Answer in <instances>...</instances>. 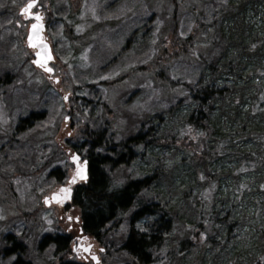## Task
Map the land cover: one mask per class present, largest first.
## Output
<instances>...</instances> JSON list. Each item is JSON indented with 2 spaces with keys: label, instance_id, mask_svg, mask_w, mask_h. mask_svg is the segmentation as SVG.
Returning a JSON list of instances; mask_svg holds the SVG:
<instances>
[{
  "label": "trees",
  "instance_id": "1",
  "mask_svg": "<svg viewBox=\"0 0 264 264\" xmlns=\"http://www.w3.org/2000/svg\"><path fill=\"white\" fill-rule=\"evenodd\" d=\"M180 1L170 0L169 25L163 29L161 42L157 46L148 43L146 54L134 53L135 58L127 63L128 75L149 71L159 87L176 95L162 117L152 116V120H158L157 124L132 114L126 108V100L112 110L102 95L108 84L85 79L82 76L88 67L70 62L75 76L73 81H65L70 96L73 102L80 100L89 109L87 120L77 119L79 137L73 144L88 167L87 182L76 190L82 231L94 237L106 236L105 230L111 223H117L130 206L131 231L121 247L122 253H118L120 264L124 260L151 264L160 247L167 243L165 234L171 229L177 211L194 215L196 222L192 226L182 222L180 234L170 238V262L178 260L185 264L191 247L197 254L194 263L189 264H206L207 252L216 257L217 263L226 257L224 264H264V87L258 92L264 85V0H215L213 6L209 2L207 18L197 24L204 37L200 41L194 36L190 42L184 30L178 33L179 20L189 19L188 23L191 20L196 24L198 12H188L179 19L178 9L186 6ZM256 9L258 25L252 22L248 25L247 12ZM6 22L12 24L11 19ZM69 38L74 44L79 40ZM194 46L207 47L209 55L198 53ZM182 54L186 62L195 60L200 67L201 73L191 81H174L169 76H174L175 69L172 73L168 63ZM56 55L60 57L58 51ZM152 56L151 67L148 61ZM138 59H144V63H137ZM251 76H258L261 81L254 83ZM246 96L251 105L243 111ZM76 113L77 110L73 119ZM121 116L128 133L118 132ZM35 117L33 113L20 120L24 125L18 127L19 136L33 132ZM131 120L139 124L133 130L129 126ZM155 149L157 153L153 152ZM159 151L178 160V166L159 165ZM136 160L148 167L128 177L126 172H131L128 167L133 163L135 168ZM241 169L242 173L255 174L251 183L222 191L220 182L231 178L238 183L243 175ZM115 170H121L124 176L121 185L114 187L111 176ZM192 192L195 196H189ZM229 196L234 199L225 198ZM246 198L251 207L249 214L245 210L233 212L223 208H235L236 202ZM243 239L248 249L245 255L229 257L227 249Z\"/></svg>",
  "mask_w": 264,
  "mask_h": 264
},
{
  "label": "rangeland",
  "instance_id": "2",
  "mask_svg": "<svg viewBox=\"0 0 264 264\" xmlns=\"http://www.w3.org/2000/svg\"><path fill=\"white\" fill-rule=\"evenodd\" d=\"M180 2L186 6L178 9L179 14L176 17L183 19L184 14L192 11L198 14L195 15L196 24L191 23V20L188 23L189 19L179 20L178 33L184 30L183 33L185 32L189 42L194 36H198L202 41L204 35L197 24L202 18H207L208 3H212L213 6V3L217 1L181 0ZM23 3L24 0H2L0 9V80L4 74H9L10 77L8 83L4 85L0 83V156L4 157L2 168H0V249L4 247L7 237L19 238L24 235L34 240L31 242L34 244L47 234H53L57 230L61 233L65 229L64 222L59 220L60 214L57 210L54 207H42V199L57 188L55 184L50 187L49 184L53 180L46 175L48 170L64 165V161L67 163L65 144H76L75 141L79 137L77 119L81 121L88 119V107L80 100L73 102L65 82L73 81L75 77L70 66L71 61L81 67L82 64L88 67L86 70L83 69L85 73L82 77L85 79L93 82L105 81L108 84L103 89L102 95L112 110L120 105V101L126 100V108L132 110V114L146 117L145 121L148 122L152 120V116L162 117L167 104L175 100L174 96L176 97L175 93L170 94L159 87L149 71L144 70L130 76L128 75L130 69L127 66V63L135 58L134 53L148 52V43L157 46V42H161L165 35L163 29L169 25L170 0H40V9L47 7L48 10L46 36L53 48L55 61L51 65L54 69L52 79H58L57 85H53L52 81L47 80L44 75L33 72L29 60L27 64L24 63L27 23L22 21L17 13ZM9 19L12 20L11 25L6 22ZM176 20L178 21L177 18ZM247 20L248 25H251L250 22L258 25V9L248 10ZM180 36L184 37L182 34ZM69 37H76L79 40L74 44ZM102 45L105 48L103 52H101ZM151 49L154 50L155 47L152 46ZM194 50L203 53L205 57L210 53L207 47L194 46ZM56 51L59 52L60 57L56 55ZM102 53L106 54L102 55ZM183 55L174 58L167 65L172 73L173 67L175 69L174 76L169 75L174 81H191L201 73L195 60H190L188 63ZM152 59L154 56L148 61L151 67ZM136 62L144 63V59H138ZM80 70L82 71V68ZM250 79L254 83L261 81L258 76H251ZM239 81L242 80L239 79ZM263 87L264 85H261L258 92L262 91ZM246 98L247 96L242 103L243 111L248 110L251 105V101ZM76 110L77 113L73 119ZM40 111L46 114L45 124L38 122L33 132L24 137L19 134L12 136L18 120L29 113ZM152 121L155 124L158 123L157 119ZM125 123V118L121 116L118 132L128 133L124 130ZM160 123L162 127L163 122ZM137 125L139 126L132 120L129 123V126H133L132 130ZM219 133L228 132L219 131ZM156 151V149L153 150V152ZM159 153L161 156L159 165L164 164L166 168H169L170 164L175 163L178 166V160L165 157L164 151ZM39 159L48 161L47 169L44 162ZM67 166L71 174L70 164L67 163ZM135 166L134 168L132 163L128 167L131 171L126 172L128 177L132 176V172L135 174L148 167L146 163L138 160ZM150 170L153 168L150 167ZM242 171L243 169H241L243 175L240 176L238 183L229 178L227 181L220 182V189L228 191V188L232 189L238 184L245 186L251 183L255 174L242 173ZM123 176L121 170H115L111 176L112 185L118 186ZM176 176H178L177 173ZM15 183L20 185L13 187ZM191 194L195 196L193 192L189 193V196ZM225 198L234 199L232 196ZM223 208L231 209L233 212L245 210L248 214L251 209L247 198L243 202H236L235 208L227 206ZM75 214L77 211H74L73 215ZM129 215L130 213H127L125 217L123 216V222L114 234L106 235V239L113 243V249H117L123 241L126 232L125 219H128ZM238 216L239 214L236 217ZM182 222L192 226L196 218L194 215L189 216L176 211L173 216L172 231L170 229L165 234L167 243L160 247L155 262L152 261L151 264H180L178 260L170 262L168 253L172 252V249L168 243L170 238L180 234L183 229ZM33 248L34 246L29 249V253L35 264L49 263L51 260L49 251L42 252ZM190 251L192 252L187 254L185 264L192 261L194 263L197 251L195 248L191 250V247ZM247 251L245 239L238 245L235 244L233 248L227 249L229 257L234 254L243 257L244 252ZM206 255L208 256L206 264H213L212 260L214 264L226 262V257L217 263L216 257H211L210 252ZM119 259L118 253L111 250L108 257H101V262L102 264H120ZM124 262L131 264L128 260ZM0 264L6 263L0 258Z\"/></svg>",
  "mask_w": 264,
  "mask_h": 264
},
{
  "label": "flooded vegetation",
  "instance_id": "3",
  "mask_svg": "<svg viewBox=\"0 0 264 264\" xmlns=\"http://www.w3.org/2000/svg\"><path fill=\"white\" fill-rule=\"evenodd\" d=\"M29 3L32 4V7L30 9H27V11H24ZM17 13L20 16L21 20L27 23L26 36L30 33L31 30L34 29L33 25L35 24L37 26L43 27V38L47 40L46 32L48 28V10L47 7L43 8V10L40 9V0H24V3L18 9ZM37 16L39 17L38 20L36 19ZM33 54L34 51L31 50L30 61L33 57ZM8 75L9 74H4L2 76V80H0L1 84L4 85L6 84V82H9L3 81L7 79ZM35 114L36 117L33 120L34 123H36V121L42 122V124L46 123L47 118L44 111L35 112ZM20 120L23 119L21 118ZM20 120H18V123L14 127L12 136L14 134H19V132L21 131L20 128L18 129V127L24 124H21ZM65 145L67 146V144ZM72 154H76L73 149H71V152H69V149L65 150L67 163H69L71 166V174H69V168L65 161L64 165L58 166L52 170H48V174L46 175V177L53 180L49 185L51 187L55 184L57 188L54 192H52L53 190L49 192V194L42 199V207H54L57 210V212L60 214L59 220H62L64 222L65 229L61 233H59L57 230L53 234H47L41 237L34 244L31 243L34 240L29 239L24 235H21L19 238H5L6 241H4V247L0 249V258L5 261L6 264H15L17 261L19 262V264H35L32 255L29 253V249L32 248V246H34V250L50 252L51 260L49 261V263L44 264H94L92 261V257L97 258L96 264H102L101 257H108L109 251L112 250L115 253H122L121 247L123 244L125 245L131 231L132 210L130 209V206L127 207L128 209L124 214L126 216L127 213H130L129 218L125 219V236L122 243L117 249H113V243L110 240L106 239V236L104 234L103 237H100L99 234L97 237L86 235L82 231L80 208L76 205V190L77 188H80L81 185H83V182L78 181L76 177V171L78 167L82 165L83 161H80V158L74 161L72 158ZM39 160L44 162L43 164H45V169H47L46 164L48 161L43 159ZM3 161L4 157L0 156V168H2ZM18 185H20V183H15L13 187ZM53 194L56 195V198L54 200L55 204L46 206L44 203V199L46 197L52 196ZM74 211H77V214L73 215ZM122 222L123 217L117 223H111V227H108V229L105 230V232H107L106 235L109 233L114 234L119 225L122 224ZM58 239H60L61 241Z\"/></svg>",
  "mask_w": 264,
  "mask_h": 264
},
{
  "label": "water",
  "instance_id": "4",
  "mask_svg": "<svg viewBox=\"0 0 264 264\" xmlns=\"http://www.w3.org/2000/svg\"><path fill=\"white\" fill-rule=\"evenodd\" d=\"M43 30L42 26H37L35 29L31 30L28 38L26 40L28 47L35 49L34 53V64L40 65V67L45 68L46 64L48 62H51L53 60L51 50L49 48V45L41 38V31ZM56 83V81H55ZM76 156V155H74ZM77 157V156H76ZM83 170L84 178H81L80 175L77 174L76 171V176L77 179L80 181H86L87 179V172H86V165L84 162V165L80 167ZM56 195L53 194L50 198L51 202H55ZM47 201V199H46ZM49 202H46V205H48Z\"/></svg>",
  "mask_w": 264,
  "mask_h": 264
},
{
  "label": "snow or ice",
  "instance_id": "5",
  "mask_svg": "<svg viewBox=\"0 0 264 264\" xmlns=\"http://www.w3.org/2000/svg\"><path fill=\"white\" fill-rule=\"evenodd\" d=\"M31 7H32V4L29 3V4L27 5V8L24 9V11H27V9H30ZM36 19L38 20L39 17L37 16ZM36 27H37V25L34 24V25H33V28L35 29ZM46 70H47V71H51V69H46ZM73 160H74V161L78 160V157L73 156ZM77 174L80 175L81 178H84L83 170H82L81 168H79V167H78Z\"/></svg>",
  "mask_w": 264,
  "mask_h": 264
}]
</instances>
